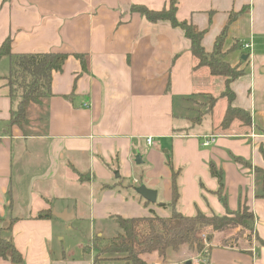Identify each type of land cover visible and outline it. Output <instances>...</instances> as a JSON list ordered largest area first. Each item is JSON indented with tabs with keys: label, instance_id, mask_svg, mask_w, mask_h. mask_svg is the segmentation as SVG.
Segmentation results:
<instances>
[{
	"label": "crops",
	"instance_id": "0c3cea01",
	"mask_svg": "<svg viewBox=\"0 0 264 264\" xmlns=\"http://www.w3.org/2000/svg\"><path fill=\"white\" fill-rule=\"evenodd\" d=\"M169 2L0 0V45L9 38L11 53L68 54L62 70L52 74L51 96L29 108L25 129L32 132L10 124L9 59L0 60V219H14L10 235L22 264H127L121 259L95 263L93 252L82 250L87 244L79 239L72 249L61 233L74 225L86 228L91 240L100 230L109 235L105 229L113 228L115 216L153 211L168 217L172 169L167 159L178 171L177 206L183 214L197 208L222 215L245 201L254 214V229L238 237V228L215 232L204 254L183 248L168 250L165 259L155 251L140 257L147 264H264V198L256 196L253 171L264 168V0L176 3L178 20L205 30L201 45L206 52L232 18L221 51L225 61L243 69L229 82L231 105L249 111L251 125L234 119L226 129L212 126L223 117L225 97L207 115L213 121L190 125L185 118L186 99L197 93L219 96L225 77L195 67L183 30L131 10L132 5L158 10ZM247 40L249 51L241 48ZM75 53L84 55V68ZM205 134L215 135V143L202 146L199 136ZM137 153L140 164L134 162ZM211 162L222 171L226 204L209 173ZM139 183L156 191L154 203L135 192ZM42 209H50L52 217L35 218ZM231 237H236L232 246L223 245Z\"/></svg>",
	"mask_w": 264,
	"mask_h": 264
},
{
	"label": "trees",
	"instance_id": "16d2710c",
	"mask_svg": "<svg viewBox=\"0 0 264 264\" xmlns=\"http://www.w3.org/2000/svg\"><path fill=\"white\" fill-rule=\"evenodd\" d=\"M177 0H170L168 7L155 10L143 5H132L131 10L139 12L147 20L154 22L166 20L173 27L183 30L184 35L190 41V50L196 59L195 67L205 66L213 76L221 75L227 77L225 88L219 96H212L209 93H197L187 98H206L207 100L198 102L192 100L197 107L195 116H188L190 125L201 123L202 119L209 115L218 98L226 97L228 105L219 123L221 129H226L229 123L238 119L244 126L251 125L250 112L231 105L234 98L233 91L229 88V82L243 74V69L237 65H231L223 59L221 51L224 35L230 25V18L222 31L215 39L213 50L206 52L201 45V39L205 33L204 29H198L196 25L187 20L176 18ZM7 56L9 68L6 75L9 96L12 104L10 114V124L17 125L26 132V127L30 124L29 108L31 105H43L44 100L51 96V82L53 72H59L68 54L63 52H36V53H11L10 40L6 38L0 45V60ZM82 68L85 67L84 55L75 53ZM197 103V104H196ZM191 109H189L190 111ZM25 129V130H24ZM264 159V149L261 148ZM232 160L250 167V163L237 156H231ZM166 163L172 169V200L168 203L171 207L170 214L166 218L159 217L153 211L148 216L123 218L115 216L114 233L105 235L102 232L96 233L90 244L83 247V252L92 251L93 262L100 260L121 259L127 264H147L140 255L143 253L157 252L165 259L168 250L176 251L180 246L186 245L190 251L199 253L209 252L211 240L215 232H221L230 228H238V234L244 231L249 234L254 229V214L245 201L239 203L236 210H226L222 215L215 213L206 214L196 208L192 215H185L177 206L178 188L176 184L177 170H174L171 162ZM256 177V196L264 198V168L253 167ZM209 173L217 180L219 199L226 204V197L223 193V174L212 162L209 163ZM107 187V185H104ZM223 193V194H222ZM165 207V203H159ZM50 209H42L35 214V218H51ZM14 220V219H13ZM13 220L6 228L7 234H0V258L9 261L10 264H22L23 258L19 250L15 247L10 235ZM248 236V235H247ZM226 239L223 245L232 246L230 240ZM205 243L207 244L205 246Z\"/></svg>",
	"mask_w": 264,
	"mask_h": 264
},
{
	"label": "rangeland",
	"instance_id": "374dc122",
	"mask_svg": "<svg viewBox=\"0 0 264 264\" xmlns=\"http://www.w3.org/2000/svg\"><path fill=\"white\" fill-rule=\"evenodd\" d=\"M221 76V75H220ZM222 77H225V76H222ZM226 81H227V77H225V84H226ZM224 84V85H225ZM209 94L210 95H212V96H215L216 97V95L215 94H212V93H210L209 92ZM226 98V97H225ZM197 100L198 99V102H200V101H204V100H207L205 97L204 98H202V97H198V98H192V99H190L188 102H187V107L189 108V109H191L189 112H187V116L185 117L187 120H188V116H195V109H194V107H197V105H195L194 104V102H192V100ZM197 104V103H196ZM198 108V107H197ZM203 119H205V120H212L213 121V118H212V116L210 117V116H206V117H204ZM202 119V120H203ZM208 120V121H209ZM216 123H217V125H216ZM212 126H216V128L217 129H221V127L219 126V124H218V122H215V123H213L212 124ZM26 132H32V131H28V130H26ZM141 183H139L137 186H139ZM136 186V187H137ZM11 221H12V219L10 218V217H5V218H1L0 219V234L1 235H6L7 234V232H6V228L9 226V224L11 223ZM114 223V222H113ZM114 229H115V224H114V226H113V228H111V230H109V229H105V232H107L109 235H112L113 233H114ZM86 231H87V229L85 228H82L81 230H76V227H74V225H72L71 227H68V228H66V229H64L63 231H62V235L64 236V238H65V240H64V243L65 244H69V246L73 249V248H75V245H76V243L78 242L77 240H79V239H81V241L84 243V244H90V240H89V238H88V236H86L85 235V233H86ZM100 232H102L103 234H105L104 233V231H102V230H100L99 232H98V234L100 233ZM247 231H244V233H246ZM84 234V235H83ZM106 235V234H105ZM92 240V239H91ZM56 243H57V246L59 245V241H56ZM207 244L205 243V246H206ZM58 249H59V247H57ZM186 249V250H188V251H190L188 248H187V246L186 245H182V246H180L179 247V249L178 250H180V249ZM177 250V251H178ZM74 252L76 253V254H78V251H76V250H74ZM187 252V251H186ZM4 260H2V259H0V264H5L4 262H3ZM6 264H10L9 262H6Z\"/></svg>",
	"mask_w": 264,
	"mask_h": 264
},
{
	"label": "water",
	"instance_id": "95a60500",
	"mask_svg": "<svg viewBox=\"0 0 264 264\" xmlns=\"http://www.w3.org/2000/svg\"><path fill=\"white\" fill-rule=\"evenodd\" d=\"M243 60H245L247 58V55H242L241 57ZM134 162L136 164H140L141 163V155L139 153H137L135 155V159H134ZM115 177H119V173L116 171L114 173ZM135 192L140 195L141 197H143L145 200L151 202V203H154L156 201V191L153 190V189H149L147 188L144 184H140L139 186L135 187L134 188ZM53 214L56 216V217H59L61 219H65L63 214L61 213H57V212H53Z\"/></svg>",
	"mask_w": 264,
	"mask_h": 264
},
{
	"label": "built area",
	"instance_id": "2783aa9c",
	"mask_svg": "<svg viewBox=\"0 0 264 264\" xmlns=\"http://www.w3.org/2000/svg\"><path fill=\"white\" fill-rule=\"evenodd\" d=\"M251 47H252L251 40L243 41L241 43V48H243L245 50L249 51V50H251ZM199 137L201 139L202 146H209L211 144H214L216 141V136L213 134L200 135ZM146 140H147V143L149 145H151L153 143V139L151 137H148ZM133 182H137V180L134 179Z\"/></svg>",
	"mask_w": 264,
	"mask_h": 264
}]
</instances>
